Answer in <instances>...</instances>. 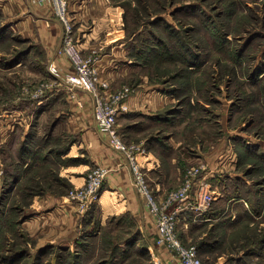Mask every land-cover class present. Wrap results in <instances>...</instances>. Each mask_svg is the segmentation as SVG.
I'll use <instances>...</instances> for the list:
<instances>
[{
	"label": "rangeland",
	"instance_id": "obj_1",
	"mask_svg": "<svg viewBox=\"0 0 264 264\" xmlns=\"http://www.w3.org/2000/svg\"><path fill=\"white\" fill-rule=\"evenodd\" d=\"M62 1L73 31L75 16L87 12L89 31L97 24L107 27L109 20V31L104 30L108 47L123 41L115 47H123L120 56L128 62L115 65L120 71L114 84L99 77L102 45L85 49L74 32L81 55L96 68L98 80L108 83L99 90L128 89L122 98L126 108L115 128L125 144L135 146L134 159L151 196L164 198L182 185L191 168L199 167L194 182L208 172L206 180L220 192L209 206L217 202L216 218L210 224L198 223L204 213L179 218L176 228L181 242L193 245L204 264H264V0H80L87 7L76 10L72 2L77 1ZM96 14L101 19L93 17ZM7 19L0 6V264H100L103 260L154 264L145 249L134 252L130 245H119L134 229L131 218L125 219L128 229L117 218L123 213L101 220L100 205L105 208V202L100 196L109 168L94 159L79 125L73 122L76 130L70 131V121L63 120L59 132L48 136L53 120L48 112L41 116L40 133L19 147L23 130L16 120L21 113L26 120L38 98L61 75L51 71L57 67L53 61L47 66L41 61L33 62L39 67L32 64L37 56L23 54L27 40L16 27L8 28ZM60 45L61 40L57 55L69 61L58 52ZM10 57L20 64L11 67ZM123 68L125 74L120 75ZM72 72L71 66L62 79L69 83ZM155 86L165 88L171 100L155 115L133 113L129 118L127 99ZM32 122L37 123L35 118ZM70 145H74L72 152ZM22 155L37 167L19 181V170L13 176L8 173L9 165L17 164L15 157ZM150 159L158 164L149 172ZM100 168L106 171L96 198H88L89 185ZM158 172H165L167 178L165 187L160 184L162 189L155 193L152 178ZM69 178L82 181L73 183ZM131 179L133 184L132 171ZM195 189L193 184L190 193ZM50 192L58 196L49 201L54 209L45 215L36 213ZM106 194L109 203L120 201L114 193ZM65 241L71 246L65 248Z\"/></svg>",
	"mask_w": 264,
	"mask_h": 264
},
{
	"label": "crops",
	"instance_id": "obj_2",
	"mask_svg": "<svg viewBox=\"0 0 264 264\" xmlns=\"http://www.w3.org/2000/svg\"><path fill=\"white\" fill-rule=\"evenodd\" d=\"M74 1L77 2H72L73 10L79 9L82 6L87 7L83 4L84 1ZM0 6L6 12L8 19L5 21V23L8 28L10 26L16 27L18 29V33L21 34V37L24 40H27L28 46L26 47V51L23 54H25V56H30L31 54L37 56L35 60H31L32 64L35 61H41L47 66L48 63L53 61V63L57 66L56 67L54 65L56 70H58V74L61 75V78L58 77L57 81L55 80L54 83L52 82L53 84L51 87H49L48 90H45L44 94L38 98V100L32 106L31 111L27 113L26 120L23 117V113H21V116L16 120L18 126L22 127L23 130L21 139L18 142L19 147H21L22 144L25 147V145H27L31 139L37 135V133H40L42 130V124L39 123L42 119L41 116L48 112L53 113L51 114V116L53 115V120L49 123L47 130L48 136H52L54 133L59 132L57 129L58 127L62 128L61 125L63 124V120L70 121V131L76 130V126H74L73 122L76 125H79L78 129H81L85 135V142L91 145L94 159L105 163L109 168V176L105 181L106 188L100 196V201L105 202V208L103 205H100V209L102 211L101 220L104 221L106 218L108 219L112 215L123 213L117 217L125 221L121 226L125 229H128L127 220L125 219L129 217L131 218L130 220H133L131 223L134 229L131 230V233L128 234L125 240L121 241L119 245H130L132 246V249H134V252L145 249L154 264H179L176 256H174V254L169 251L168 248L155 244V217L146 203L145 196L134 188L131 179V169L126 163L124 156L106 143L103 137L104 133L101 132V130H99V128L95 125L92 114L91 95L81 88H72L69 86L68 82L62 79L63 75L65 76L67 72H71V65L66 58L57 55V49L62 35V24L54 15L51 1L0 0ZM18 14L21 15L20 18L14 17V15ZM86 15L87 12H84L80 15H77V17L75 16L76 27L74 28V32L79 40H81V42L83 41L82 45L84 48L86 47L85 49H91L96 46L97 43L102 45L100 48L103 47V50L100 52V56L97 60L99 77L101 79H105L108 82L114 83L113 81L115 77H118V72L120 71V68H118L119 66L115 67V65H122V61L128 62L126 57L124 58L120 56L122 53H124L123 47L120 49H116L115 47H120V45H123V41H118L117 43L111 45V47H108L109 42L106 41L109 37L108 35L105 36L104 30L109 31V20L107 27L97 24L95 26L97 30H95L94 27L91 31H89L88 27H86ZM104 16L107 17L106 15ZM93 17H98L97 19H101L100 16H97V14ZM117 31H119V29H117ZM31 42H33V44H30ZM40 56L42 60L39 58ZM12 59L13 57H10L12 64L11 67L17 66L21 62L20 60H16L13 63ZM33 65L35 67H39L38 64ZM125 71L126 68H123V73L120 75H124ZM165 90L166 89L163 87L155 86L150 88L148 91L130 96L126 101V104L131 111L129 118H131L133 113L135 114V117H138L136 116L138 114L142 117H147V115H155L156 110L162 108L171 100V95ZM23 108L24 107L21 106L18 110L22 112L24 110ZM34 114H36V117H33ZM10 116H12V114ZM34 118L36 119L37 123L32 122ZM129 118H126V120H130ZM12 125L14 126L15 123H12ZM73 147L74 145L69 146V152H72ZM12 148L15 149L14 151H16V148ZM52 150L53 148H50V152ZM67 154L68 153L66 152L65 155L68 156ZM23 157L24 155L21 157H15L17 164L14 166L13 164L9 165V167H11V171L8 173V175L11 174V176H13V173L15 172L14 170H19L18 172H21L19 181H22V179H24L27 174H30L32 168L37 167V163L30 166L28 159L25 161ZM47 158L48 156H44L43 160H47ZM157 164L158 163L154 159L148 160L146 163L148 171L150 172V170L154 169ZM68 167H71V165ZM66 171H69V168H66ZM155 171L156 170L153 172ZM204 174V178L209 180L208 172H205ZM166 178L167 175L165 172H158L155 179L152 178V181L155 183V186L153 187L155 193L160 190L161 185L165 187ZM69 180L73 183L82 181L80 179L73 178H69ZM14 189L15 187H13L11 190L13 191ZM106 191L114 193L119 197L120 201L117 203H109L107 199L108 197L106 196ZM55 198H58L55 193H48L45 197V200L39 205L40 208H42L41 211L38 210L36 213L45 215L46 213L50 212L52 208L54 209V207H51L52 205H50L52 202L49 201ZM216 203L214 202L213 206L202 215L198 223L210 224L211 221L216 218L215 213L217 212L214 209ZM185 214L194 215V213L190 210L186 211ZM65 244V248L71 246L68 241H65L64 245ZM103 262L106 264L108 261L103 260Z\"/></svg>",
	"mask_w": 264,
	"mask_h": 264
},
{
	"label": "built area",
	"instance_id": "obj_3",
	"mask_svg": "<svg viewBox=\"0 0 264 264\" xmlns=\"http://www.w3.org/2000/svg\"><path fill=\"white\" fill-rule=\"evenodd\" d=\"M56 15L63 24V34L59 53L66 55L73 68V72L67 77L72 86H78L87 90L93 101V120L95 125L104 133L109 145L128 158L131 164L133 185L136 190L144 194L150 211L155 216L156 237L155 244L165 246L177 257L179 264H204L197 255L193 245H184L177 234V222L186 211L190 210L194 215L203 214L210 204L220 195L217 187L212 186L204 177L194 182L201 168H191L185 176L182 185L177 189H171L165 193L164 198L156 200L151 196L145 184L143 174L134 159L135 146L125 144L119 132L115 128L118 115L125 110L122 98L127 93V88L115 93L100 91L99 86L108 87V83L100 82L96 68L91 65L89 59L81 55L80 49L74 42L73 23L67 18L62 0H53ZM52 67L51 71L55 72ZM104 168L94 173L92 182L88 188V198H96L99 182L104 175ZM196 186L193 193L191 187Z\"/></svg>",
	"mask_w": 264,
	"mask_h": 264
},
{
	"label": "trees",
	"instance_id": "obj_4",
	"mask_svg": "<svg viewBox=\"0 0 264 264\" xmlns=\"http://www.w3.org/2000/svg\"><path fill=\"white\" fill-rule=\"evenodd\" d=\"M0 31H2V30H0ZM114 247H116V246H114ZM72 256V255H71ZM16 256H14V254H12L11 256H10V258H15ZM75 258H74V256H73V263H75ZM77 262V261H76ZM107 263H109V262H107ZM100 264H103V262L102 263H100Z\"/></svg>",
	"mask_w": 264,
	"mask_h": 264
}]
</instances>
